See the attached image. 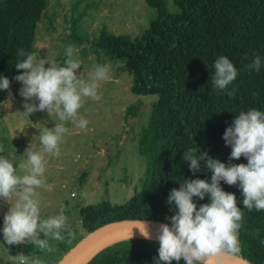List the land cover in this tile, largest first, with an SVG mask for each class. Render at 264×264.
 I'll use <instances>...</instances> for the list:
<instances>
[{"label": "trees", "instance_id": "obj_1", "mask_svg": "<svg viewBox=\"0 0 264 264\" xmlns=\"http://www.w3.org/2000/svg\"><path fill=\"white\" fill-rule=\"evenodd\" d=\"M45 1L0 0V77L10 81V88L16 82L13 78L21 74L15 65L24 59L17 51L32 53ZM143 1L155 18L139 38L129 41L101 33L89 45L97 54L122 62V69L131 77L132 94L158 96L137 141L145 169L138 192L123 205L102 201L78 208L84 238L104 225L123 220L171 225L170 217L178 209L167 203L170 191L178 190L185 180L211 182L212 173L203 162L201 171L193 174L182 159L183 153L196 147L226 166L246 165L243 156L229 161L231 147L225 146L222 137L240 112L252 108L264 111V0H170L175 13L167 11L163 0ZM74 29L72 20L70 37L77 40ZM221 55L238 71L227 89H236L233 97L212 84L213 65ZM256 55L262 58L259 72L246 68ZM6 93L0 90V103ZM136 110L128 108L126 117L133 119ZM220 187L236 196L237 207L244 213L238 232V257L247 264H264V210L244 208L238 185L221 181ZM193 202L198 210L210 200L208 196L203 200L193 197ZM2 229L0 218V244L10 256L34 253L31 243L4 244ZM158 248V241L153 239H120L100 249L86 264H155ZM179 264H184L183 260Z\"/></svg>", "mask_w": 264, "mask_h": 264}, {"label": "clouds", "instance_id": "obj_2", "mask_svg": "<svg viewBox=\"0 0 264 264\" xmlns=\"http://www.w3.org/2000/svg\"><path fill=\"white\" fill-rule=\"evenodd\" d=\"M72 46L66 50L64 66L47 58L42 59L36 53H27L19 49L17 55L24 57L15 65L21 74L13 79L22 84L19 95L24 103L26 118L37 111H46L57 123L51 130L44 128L39 135L43 153L59 157L61 142L68 132L66 123H74L84 129L88 121L80 114L86 99L99 101V89L102 81L110 79L108 65H96L85 80L77 70L81 61L72 56ZM47 65V67H45ZM214 75L211 77L216 90H225L228 97L235 95L236 89L227 91L238 76L234 64L224 55L214 62ZM262 58L256 55L253 62L246 65L248 70L259 72ZM0 90L10 92V81L0 77ZM151 101L158 100L154 95ZM19 113V112H18ZM222 139L225 146L231 147L229 161L239 160L242 156L247 164L225 165L217 159L208 157L198 148H189L182 159L188 162L189 170L195 174L201 171V165L211 171V182L201 179L185 180L179 189H172L167 203L178 211L170 217L171 227L161 224L157 230L159 243L158 260L155 264H172L183 260L184 264H220L221 261L236 259L241 251L238 232L244 213L237 207L236 196L226 193L220 187L223 181L229 186L238 185L242 190L243 207L252 211L264 210V111L252 108L242 111L226 128ZM15 151V150H14ZM5 152L0 145V154ZM199 153V155H197ZM26 163L18 167L28 169L27 174L18 175L14 167L16 156L0 155V200L10 207L3 217V241L8 246L31 243L41 252L52 253L56 250L51 241L71 242L75 238L69 218L62 209L58 215L41 218L37 189L49 187L44 173L47 160L41 152L25 151ZM210 202L202 204L197 210L193 197ZM166 219H168L166 217ZM145 239H151V233L143 221L134 222ZM43 234V239L40 238ZM12 264H45L37 257H29L23 252L9 256Z\"/></svg>", "mask_w": 264, "mask_h": 264}, {"label": "rangeland", "instance_id": "obj_3", "mask_svg": "<svg viewBox=\"0 0 264 264\" xmlns=\"http://www.w3.org/2000/svg\"><path fill=\"white\" fill-rule=\"evenodd\" d=\"M163 1L169 13L176 12L170 0ZM154 18V11L143 0L45 1L32 42V53L64 66L66 50L71 45L73 58L81 61L77 74L88 80L96 65H108L110 79L100 82L101 99H86L80 110L88 121L87 127L81 129L74 123H66L68 132L61 142L59 157L43 153L39 140L43 129L51 130L58 121L46 111H37L27 118L20 114L24 112V103H38L25 101L19 95L21 83L16 81L0 103L3 154L16 156L14 167L21 176L28 172V169L18 167L26 163L23 156L28 148L45 156L47 165L43 178L49 187L37 189L41 218L58 215L63 209L75 233L71 242L50 240L56 248L52 253L41 252L33 245L34 253L29 257L41 258L45 264H62L84 239L77 215L79 207L94 206L102 201L121 206L138 192L145 161L137 153V141L156 100H150L154 95L132 94L131 77L122 69V62L97 54L89 42L101 33L134 41L149 28ZM72 20L75 21L77 40L70 37ZM128 108H137L133 119L129 115L126 117ZM9 207L0 200L2 222ZM40 238H44L43 234ZM262 243L264 245V239ZM9 256L0 244V264H12Z\"/></svg>", "mask_w": 264, "mask_h": 264}, {"label": "water", "instance_id": "obj_4", "mask_svg": "<svg viewBox=\"0 0 264 264\" xmlns=\"http://www.w3.org/2000/svg\"><path fill=\"white\" fill-rule=\"evenodd\" d=\"M84 196V194H83ZM143 221L151 233L153 240H156L159 225L166 224L159 221L134 219L123 220L104 225L90 233L83 239L80 247L69 258L65 259L62 264H86L100 249L111 243L125 238H144L134 222ZM169 225V224H168ZM171 227V225H169ZM157 241V240H156ZM220 264H247L241 258L228 259L221 261Z\"/></svg>", "mask_w": 264, "mask_h": 264}]
</instances>
